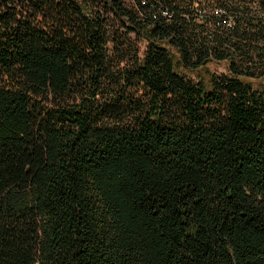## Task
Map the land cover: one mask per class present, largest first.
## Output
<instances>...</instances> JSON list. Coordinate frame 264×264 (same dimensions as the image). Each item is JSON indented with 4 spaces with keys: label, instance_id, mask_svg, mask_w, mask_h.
<instances>
[{
    "label": "trees",
    "instance_id": "16d2710c",
    "mask_svg": "<svg viewBox=\"0 0 264 264\" xmlns=\"http://www.w3.org/2000/svg\"><path fill=\"white\" fill-rule=\"evenodd\" d=\"M263 79L264 0H0V264H264Z\"/></svg>",
    "mask_w": 264,
    "mask_h": 264
},
{
    "label": "rangeland",
    "instance_id": "374dc122",
    "mask_svg": "<svg viewBox=\"0 0 264 264\" xmlns=\"http://www.w3.org/2000/svg\"><path fill=\"white\" fill-rule=\"evenodd\" d=\"M227 64H209L207 67L198 70L193 74H189L192 78L209 83L212 74L222 75L227 73ZM255 88L264 86V79L261 81H249Z\"/></svg>",
    "mask_w": 264,
    "mask_h": 264
}]
</instances>
